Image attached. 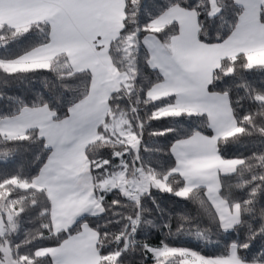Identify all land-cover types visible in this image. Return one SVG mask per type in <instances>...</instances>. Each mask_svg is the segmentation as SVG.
I'll return each mask as SVG.
<instances>
[{"label": "snow or ice", "instance_id": "1", "mask_svg": "<svg viewBox=\"0 0 264 264\" xmlns=\"http://www.w3.org/2000/svg\"><path fill=\"white\" fill-rule=\"evenodd\" d=\"M145 11L144 0H0V47L29 33L38 41L0 58V71L47 70L63 89H48L55 103L37 93L0 113V160L40 145L28 172L23 164L15 172L0 167V264H128L133 253L136 264H264V245L250 247L264 239V148L221 154L230 142L264 137V89L247 80L264 70V0H168L141 22ZM226 77L241 82L235 100L230 87L217 89ZM43 82L47 89L48 77ZM64 92L75 93L66 104ZM125 98L127 105L116 103ZM243 100L254 106L240 112ZM144 105L152 110L142 115ZM169 117L197 119L183 133H149L176 132L168 146L146 145L149 122ZM103 148L110 158L97 154ZM152 151L166 158L160 167L143 155ZM109 193L123 199L108 201ZM154 193L191 202L208 225L193 224L187 210L169 212L163 224L148 219L145 198L164 210ZM114 209H126L118 230L83 219ZM31 212L39 223L25 228ZM146 226L163 238L137 240ZM213 229L237 238L212 254L169 239L208 240ZM37 240L48 243L32 246Z\"/></svg>", "mask_w": 264, "mask_h": 264}, {"label": "trees", "instance_id": "2", "mask_svg": "<svg viewBox=\"0 0 264 264\" xmlns=\"http://www.w3.org/2000/svg\"><path fill=\"white\" fill-rule=\"evenodd\" d=\"M168 0H144V6L147 11L143 12L141 15V22H147L151 15L157 14V6L166 4ZM199 2V0H186L188 5H195ZM218 24L219 21L217 20ZM37 38L33 34L29 33L24 35L18 40L11 41L7 46L0 47V58H13L17 55L23 54V52L30 49L35 43H37ZM142 63V61H140ZM144 72H148V69L143 68ZM48 77L49 84L48 88H45L43 79L44 77ZM247 80L250 82L253 87L264 89V70H256L247 74ZM76 81L74 80H66L65 83L74 84ZM138 83H143V81L138 78ZM241 82L234 77H226L220 81H217V89L221 90L225 87L231 88L230 95L235 100L239 95H242V90L238 87ZM146 86V85H145ZM55 89V95H59L63 89L60 87V84L57 82L55 76L52 73L47 72V70H40L36 73H28V74H14L9 75L0 71V113L11 112L17 105L18 100L16 98H22L25 101H31L36 98L37 93H43L45 98L52 100L55 103L54 96L49 92L48 89ZM75 95V93L64 92L61 97V103L66 104L71 96ZM141 99L143 98V93L140 94ZM116 103H120L122 105H127V99L117 100ZM252 103L248 100L241 101V106L239 108L240 112H243L245 109L253 107ZM65 110V109H61ZM152 110V105H144L141 109V114H144V111L150 112ZM197 118H187V117H179V118H164L161 120H153L149 122L147 129L144 135V143L149 147L155 149L157 147H166L169 142L176 136V132L168 133L164 136H151L149 133L153 130L172 127L178 129L181 133H183L184 128L194 127V121ZM183 125L184 127H181ZM264 137H260L258 135H252L248 137H243L239 142L236 143H228L223 145L222 147V155H227L229 157L233 155L244 154L248 155L254 150H258L260 148H264ZM28 151L24 152L22 156L10 159L8 161L0 160V167H7L9 172H15L17 167L21 164L25 167V172L29 171V165L35 154L40 151V145L30 144L27 145ZM99 156L103 158H110L111 149L103 148L100 149L97 153ZM143 155L146 160L154 167H160L158 161L165 160L166 158L163 154L158 153L156 151L143 152ZM158 202L163 211L157 209L156 205L152 202L151 197L145 198V207L149 209V211L145 214L148 219H154L155 223L163 224L167 223L169 216V212H177V211H185L193 217V224H201L203 226L208 225V221L203 219L200 215H198V209L195 205H193L189 201H184L181 198L175 197L170 193H154ZM115 197L114 193H109L106 197V200L110 201ZM264 203V202H262ZM113 211L117 214L113 215ZM126 211V209H114L109 210L108 212L101 214L99 216H87L83 219H87L91 224L96 225L99 224L101 229L104 231H113L118 230L121 227V224L117 221L120 220L119 212ZM36 215L35 212H31L26 215L25 218V228L34 227L39 223L38 220L33 221L32 217ZM247 218V217H246ZM255 225L256 221H252ZM176 227V222L173 220L172 228L173 230ZM247 231V225H244L240 228V238L243 239L244 234ZM22 238V237H21ZM137 240L143 239H151L153 243H157L159 239H162L160 232H158L155 228L151 226H146L138 230ZM237 238L236 232L231 233V237L228 236H217L215 234V230L213 229V234L208 238V240L198 239L192 235H178L175 237H169L170 240H174L178 246H187L192 247L194 250L203 249L202 254H212L218 253L224 246L223 242L227 241L228 243L231 240H235ZM48 241L37 240L33 242L32 246L37 244H46ZM264 245V239L257 238L252 241L250 247L259 252L261 246ZM112 245H109L111 247ZM128 264H136V262L140 259L139 253H133L131 256L125 258Z\"/></svg>", "mask_w": 264, "mask_h": 264}]
</instances>
